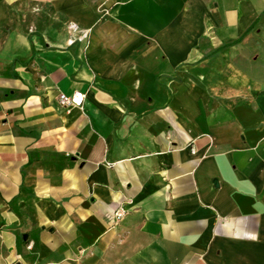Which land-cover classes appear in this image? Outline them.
I'll use <instances>...</instances> for the list:
<instances>
[{
    "label": "crops",
    "instance_id": "crops-1",
    "mask_svg": "<svg viewBox=\"0 0 264 264\" xmlns=\"http://www.w3.org/2000/svg\"><path fill=\"white\" fill-rule=\"evenodd\" d=\"M0 264H264V0H0Z\"/></svg>",
    "mask_w": 264,
    "mask_h": 264
},
{
    "label": "built area",
    "instance_id": "built-area-1",
    "mask_svg": "<svg viewBox=\"0 0 264 264\" xmlns=\"http://www.w3.org/2000/svg\"><path fill=\"white\" fill-rule=\"evenodd\" d=\"M88 33H89L88 31L83 32L82 38H87ZM85 96L86 94L82 90H75L74 92L70 94L61 92L58 96V101L61 105L66 106V107H71V106L81 107L83 106ZM126 212H127L126 209L123 206L119 205L113 212V218L116 221L122 220L125 217Z\"/></svg>",
    "mask_w": 264,
    "mask_h": 264
},
{
    "label": "rangeland",
    "instance_id": "rangeland-1",
    "mask_svg": "<svg viewBox=\"0 0 264 264\" xmlns=\"http://www.w3.org/2000/svg\"><path fill=\"white\" fill-rule=\"evenodd\" d=\"M74 25H75V24H73V27H74ZM83 32H85V30H84V31H81L80 36H82ZM88 36H89V34H88ZM88 36H87V38H88ZM77 37L79 38V36H77ZM84 39H85V38H84ZM73 40L75 41L76 39L73 38Z\"/></svg>",
    "mask_w": 264,
    "mask_h": 264
}]
</instances>
